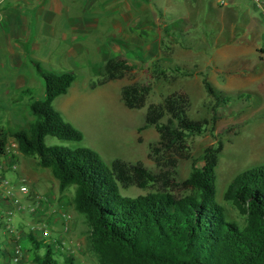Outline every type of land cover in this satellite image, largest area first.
<instances>
[{
    "label": "rangeland",
    "instance_id": "1",
    "mask_svg": "<svg viewBox=\"0 0 264 264\" xmlns=\"http://www.w3.org/2000/svg\"><path fill=\"white\" fill-rule=\"evenodd\" d=\"M131 1L136 9L145 8L143 12L147 21L155 16L162 20L161 49L151 62L146 63L144 60H148V55L145 56L141 46L131 45L127 49L126 45L124 57L139 61V67L132 65L121 81L111 85L99 84L106 73L105 63L96 49L76 60H68L62 50L42 47V50L34 51L30 44H15L14 40L7 38L9 30L0 27V126L15 133L27 131L34 122L31 104L44 99L46 95L45 82L36 64L54 74L73 73L75 82L66 95L55 100L53 107L62 112L63 120L79 130L84 139L82 142H64L47 137L46 145L66 146L72 150L89 148L108 167L115 160H122L132 164L141 163L149 171L159 174V168L150 157V149L157 144L159 135L153 127L143 131L139 129L146 124V113L151 104H161L172 93H184L190 99L189 117L196 121L207 119L210 125L205 134L189 139L191 159L178 162L175 180H186L195 160L207 147L221 141L224 150L216 168L217 201L228 220L244 225L247 218L241 215L233 202L226 201L224 195L237 175L264 167V63L257 62L248 53L245 61L251 66L245 67H249L246 68L249 71L245 72V76L234 79L232 71L236 67L235 62L239 61V53L234 50L220 53L218 50L233 37L239 38L247 33V18L235 9H226L219 14L217 0ZM245 4V9L253 15L259 32L264 36L261 12L255 10L251 0H246ZM15 56L21 58L22 64L17 62ZM116 57L120 58L118 55ZM157 65L167 70L180 67L195 75L179 77L175 81L154 80L152 74ZM201 70L204 74L197 75ZM21 76L26 82L25 89L30 91L23 96L21 91L15 92L13 89L16 78ZM204 78L214 91L221 93L222 99L228 98L225 104L220 103L216 108L217 101L206 91ZM133 83L152 85V92L142 109H128L122 101V88ZM20 97L21 101L16 102ZM213 115L217 116L215 123L211 122ZM8 152V157L20 153L13 138H10ZM4 158L1 157L2 160ZM36 161L31 156L19 157L20 164L36 167L43 172L40 185L28 181L16 169H9L4 174L0 172V176L4 175L2 177L9 183L7 188L0 189V195L9 203L15 199L26 206L25 211H16L14 216L9 217L10 207L0 203V254L6 252L3 263L17 264L13 261V255L18 247L23 252L20 264H37L34 259L35 247L30 240L32 236L37 243L53 245L54 258L60 264L70 258L74 264H101L100 256L91 244L93 229L86 216L74 208L75 187L65 192V198L70 201V207L65 208V212H57L49 219L51 209L48 208L49 212L45 214L40 211L47 208L48 192L59 193V182L50 169L39 167ZM22 186L28 188L27 195L21 191ZM159 188L161 186L148 190L131 187L122 188L121 192L124 196L136 198ZM175 194L183 195L184 191L176 187ZM27 196L33 197L32 200H28ZM44 225L49 229V236L42 238L40 231ZM43 254V249L38 251L39 256Z\"/></svg>",
    "mask_w": 264,
    "mask_h": 264
},
{
    "label": "trees",
    "instance_id": "2",
    "mask_svg": "<svg viewBox=\"0 0 264 264\" xmlns=\"http://www.w3.org/2000/svg\"><path fill=\"white\" fill-rule=\"evenodd\" d=\"M36 66L45 82V98L31 104L35 120L27 131L12 133L0 126V158L6 156L13 138L20 153L36 158L39 167L52 171L61 192L75 187L74 208L86 216L93 229L91 244L101 264H264V167L237 175L225 192L224 199L233 202L247 218L244 225L228 220L217 201L216 168L224 150L221 141L195 160L186 180H175L178 162L191 159L189 139L205 134L210 125L207 119L189 117L188 95L175 92L161 104H151L146 124L139 129L153 127L159 135L150 149L159 174L141 163L122 160L108 167L92 149L46 145L47 137L82 142L84 136L53 107L56 98L72 87L75 75L54 74ZM131 69L126 59L111 58L104 65L106 77L99 84L121 80ZM194 75L180 67L167 70L157 65L152 78L175 81ZM203 85L217 101L216 108L228 101L206 78ZM152 89L151 84L125 86L124 105L131 110L144 108ZM216 121L213 115L211 122ZM156 186L161 188L136 198L121 192L122 188L148 190ZM176 187L184 194L176 195ZM30 240L37 264H60L54 258L53 245L37 243L32 236ZM41 249L44 254L39 256ZM64 264H74V260Z\"/></svg>",
    "mask_w": 264,
    "mask_h": 264
},
{
    "label": "crops",
    "instance_id": "3",
    "mask_svg": "<svg viewBox=\"0 0 264 264\" xmlns=\"http://www.w3.org/2000/svg\"><path fill=\"white\" fill-rule=\"evenodd\" d=\"M228 1L226 6H216L218 13L223 14L226 9H235L241 12L249 22L248 31L244 36L233 37L218 50L220 53L226 50L239 53V61L235 62L236 67L232 71L234 79H239L247 74L246 68L249 67L245 66L249 63L245 61V58L248 57V53L255 57L257 62L264 63V36L259 32L253 15L245 9L246 0ZM216 3L218 4V1ZM132 4L131 0H7L4 8L0 9V27L4 26L9 30L7 38L14 40L15 44H30L34 51L53 48L64 51L68 60H76L96 49L103 63L118 55L126 59L131 66L139 67V61L124 57L126 45L127 49L131 45L141 46L145 56L148 55L146 56L148 60L144 61L151 62L161 49L162 20L155 16L153 20L147 21L144 16L145 8L139 10ZM254 8L260 11L256 6ZM15 59L22 64L21 58L15 56ZM200 73L204 74L202 70ZM121 80L110 81L107 84L111 85ZM26 87L24 77H17L13 88L15 92L21 91L23 96L30 92L25 89ZM19 100L21 101V97L16 102ZM59 112L62 114L61 111ZM8 153L7 149L5 158L3 160L0 158L1 174L9 169H16L22 172V176L28 181L41 184L43 172H39L36 167L20 164L19 157L25 155L19 153L8 157ZM2 176L4 175L0 176V189L3 187V180H6ZM65 192L60 190L59 193L48 192L47 208L43 209L41 206L42 214L48 213L51 209L48 215L50 219L57 212H65V208L70 207V201L65 198ZM11 194L14 195L12 191ZM27 198L32 200L33 197L27 196ZM5 259L6 252L0 254V264H4Z\"/></svg>",
    "mask_w": 264,
    "mask_h": 264
},
{
    "label": "built area",
    "instance_id": "4",
    "mask_svg": "<svg viewBox=\"0 0 264 264\" xmlns=\"http://www.w3.org/2000/svg\"><path fill=\"white\" fill-rule=\"evenodd\" d=\"M218 1V5L219 6H226L228 4V0H217ZM7 2V0H0V9L4 8L5 3ZM252 2L254 3V5L261 11L263 20H264V0H252ZM4 188L9 186V183L7 180H3V185ZM21 191L27 195L29 193V190L27 187L22 186L21 187ZM0 203H3L6 206H9V212H8V216L12 217L15 215L16 211L18 212H23L26 210V206L23 205L20 201L18 200H13L12 203L9 201L7 202V199L3 196L0 195ZM14 203V205H13ZM12 205L14 207H12ZM12 208H14L15 210H12ZM9 228V227H8ZM35 230V229H34ZM42 238L44 237H48L49 236V229L46 225H44V228L40 231ZM21 256H22V252L20 250V248H16L15 252H14V257H13V261L17 264L21 263Z\"/></svg>",
    "mask_w": 264,
    "mask_h": 264
}]
</instances>
